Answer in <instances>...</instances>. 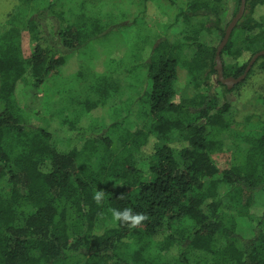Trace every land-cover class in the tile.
Masks as SVG:
<instances>
[{"label": "trees", "instance_id": "1", "mask_svg": "<svg viewBox=\"0 0 264 264\" xmlns=\"http://www.w3.org/2000/svg\"><path fill=\"white\" fill-rule=\"evenodd\" d=\"M157 1L184 20V40L145 37L141 30L136 83L95 73L89 89L97 96L72 99L80 108L63 114L61 125L69 127L62 137L33 121L17 99V85L31 74L41 89L73 51L117 26L116 18L106 16L103 0H22L0 29V264H264V212L248 238L239 222L251 216L264 186V120L253 116L252 131L219 137L232 126L227 94L233 89L219 76L212 79L219 74V45L206 35H225L226 0ZM261 5L264 0H247L222 51L227 77L242 75L264 50V13L256 14ZM245 51L250 56L240 67L227 61ZM257 64L264 68V55ZM181 67L191 84L183 96ZM126 84L137 98H123ZM116 96L121 103L109 107L111 121L84 117ZM130 100L133 107L118 114ZM151 137L160 144L149 153L143 146ZM242 143L249 145L244 155L221 167L219 155ZM98 190L105 192L102 205L93 200ZM111 208L148 219L130 229L113 222Z\"/></svg>", "mask_w": 264, "mask_h": 264}, {"label": "rangeland", "instance_id": "2", "mask_svg": "<svg viewBox=\"0 0 264 264\" xmlns=\"http://www.w3.org/2000/svg\"><path fill=\"white\" fill-rule=\"evenodd\" d=\"M225 2L227 4V16L223 20L222 26L227 29L235 17L238 1L226 0ZM21 4L22 0H0V29L5 28L9 14ZM101 5L107 17L112 16L116 18L114 23H117V26L114 25L111 31L106 36L99 37V40L89 42L81 49L73 51L68 61L61 66L60 71L52 74L41 89L34 86L35 78L31 74H27L25 78L21 79L16 88L19 103L25 111L33 113V121L47 124L53 130L57 129V133L61 137L65 135L63 129L69 127L68 123L61 125L63 114L66 111L73 113L75 108H80L78 103L72 102V99L76 102L84 98L86 94H90L93 97L97 96L95 90L89 89L95 81V73L106 74L107 76L111 75L123 84L127 83L129 85L134 81L136 83L139 67L138 70L135 69V65L138 62L135 56L137 49L135 48L136 45L138 46L137 40L141 30H143L142 33H144L145 37L149 34L155 37L168 35L171 40H184L186 35L184 31L186 23L184 20L181 18L177 21L171 11H169V14L168 11L162 9L161 4L157 0L146 3L148 7L141 0H103ZM171 10L173 13L179 11L177 7H172ZM260 13H264V5L258 6L256 9L258 18H261ZM114 28L117 29L113 30ZM224 36L217 30H213L207 33L206 41L210 44L220 45ZM145 37L143 36L141 40ZM26 43L28 44V38L25 40ZM144 46L143 52L146 54L151 49L152 42L149 43L148 40ZM130 48L133 51L129 52ZM185 51L190 55L192 48H186ZM249 56L250 52L245 51L239 60L235 57H228L227 61L239 62L238 67H240L248 60ZM218 76L219 74H213L212 79L216 81ZM225 77L227 78V76ZM127 84L125 85V92L127 93L123 98L126 99L129 94L137 98V92H129ZM177 88L179 96L191 93L187 68H180V79L177 83ZM232 89L233 91L227 94V98L232 103L228 114L232 126L230 130L222 131L219 134L220 138L225 139L233 137V132L236 129H248L252 131L254 129L252 123H255V120L252 118L253 116L264 120V68L259 66V64L253 66L247 77L232 86ZM119 97L113 98L108 103V106L99 105L93 108L84 117L88 118V115H90L105 122L106 120L111 121L108 118L109 113H111L109 107H111V104L112 106L120 104L121 100ZM131 104H134L133 100L124 104L123 110L117 113L124 116L128 112L125 109L133 107ZM65 105L69 108L62 110V107ZM174 140L176 141L177 137H174ZM159 144L156 138L151 137L148 143L143 146V149L151 153ZM248 148V144L242 143L241 147H236L232 154L219 155L218 164L223 168L228 166L233 161L240 159ZM263 212L264 186L260 187L256 192V202L252 207L251 216L241 218L239 221L240 232L245 238L254 234L256 222Z\"/></svg>", "mask_w": 264, "mask_h": 264}, {"label": "water", "instance_id": "3", "mask_svg": "<svg viewBox=\"0 0 264 264\" xmlns=\"http://www.w3.org/2000/svg\"><path fill=\"white\" fill-rule=\"evenodd\" d=\"M246 6H247V0H242L241 6H240V10H239L238 14L230 22L229 26L227 27L224 39L221 42V44L219 45L218 52H217V58H216L217 59V65H216V68H217L218 73H219V78L224 83H227L229 87H232L236 83H239V82L243 81L247 77L250 69L253 67V65L255 64L257 59L260 56L264 55V50H261V51L257 52L253 56L252 60L250 61L249 65L247 66V68L244 71V73L242 75H240L239 77H227V78L225 77L223 60H222L221 54H222V51H223L224 47L228 43L234 28L236 27V25L238 24L240 19L245 14Z\"/></svg>", "mask_w": 264, "mask_h": 264}, {"label": "clouds", "instance_id": "4", "mask_svg": "<svg viewBox=\"0 0 264 264\" xmlns=\"http://www.w3.org/2000/svg\"><path fill=\"white\" fill-rule=\"evenodd\" d=\"M105 192L103 190L95 191L93 194V200L97 205H102L104 202ZM112 215V220L114 223L126 225L130 229L136 228L148 219L145 213H134L132 209L125 208L123 210H118L115 208L109 209Z\"/></svg>", "mask_w": 264, "mask_h": 264}]
</instances>
